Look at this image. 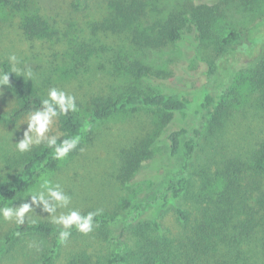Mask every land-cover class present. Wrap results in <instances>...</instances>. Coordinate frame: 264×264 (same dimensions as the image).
<instances>
[{
	"label": "trees",
	"instance_id": "trees-1",
	"mask_svg": "<svg viewBox=\"0 0 264 264\" xmlns=\"http://www.w3.org/2000/svg\"><path fill=\"white\" fill-rule=\"evenodd\" d=\"M20 1L0 0V8L10 5L21 12ZM81 1L75 0L76 4ZM193 1L175 0L153 16L149 0H107V15L98 26L104 33L123 39L134 50L156 51L189 42L190 36L187 38L186 34L193 31L197 42L210 41L217 45L218 57L257 59L264 41L258 42L254 31L264 21V9H259L261 15L248 28L230 30L223 21L225 0L199 4ZM262 2L260 0L259 5ZM263 7L262 4L259 8ZM24 20L21 27L25 34L37 37V33L44 30L39 20L37 25V14L29 12L24 15ZM119 60L126 61L128 73L140 83H157L160 71H153L137 58L119 55ZM206 65L208 75L213 74L215 64L207 61ZM11 71V64L3 60L0 72ZM253 82L257 86L264 85L263 59L253 73ZM156 85L161 88L158 83ZM166 86L162 84L164 91L139 85L119 93L93 94L85 112L80 111L78 104L77 111L57 117L60 133L56 136L57 146L63 140L75 138L78 140L76 148L64 159H56L54 147H49L45 140L21 155L9 167L15 168L14 175L12 173L9 180L0 182V207L14 205L41 176L55 172L62 160L80 154L95 126L118 115L146 111L159 115V124H154V131L148 129L120 149L117 177L121 184L141 186L144 181L158 180L166 167L155 156L156 147L160 145L166 147L170 158L178 157L183 151L184 157L190 160L196 156L199 139L206 127L204 140L212 146L205 154L208 166L200 169L203 178L200 192L203 194L190 196L191 180L184 167L168 179L155 203V208L172 210L181 226L180 234L174 237L164 230L156 211L145 199L133 206V212L137 214L148 209L149 219L134 228L135 242L129 255L134 256L137 264H165L174 253L184 258L186 264H264V140L251 146L248 156L242 151L236 150L234 154L223 151L218 139L227 136V122L232 117L224 94H218L207 85L190 89ZM0 87L11 93L15 102L5 115L0 116V120L9 123L39 109L41 101L47 97L42 89L28 84L17 72L9 73V85ZM186 117L200 118V127L193 128L190 138V130L183 121ZM189 198L195 205L191 210L183 206V199ZM89 212L93 211L83 215ZM115 221L116 218L99 213L94 218V226L106 227ZM60 230L42 220L25 221L24 225L11 224L2 234L0 257L15 251L27 262L29 254L34 253L30 260L32 264H54L62 244L58 240ZM112 256L106 259V264L128 263V254Z\"/></svg>",
	"mask_w": 264,
	"mask_h": 264
},
{
	"label": "rangeland",
	"instance_id": "rangeland-1",
	"mask_svg": "<svg viewBox=\"0 0 264 264\" xmlns=\"http://www.w3.org/2000/svg\"><path fill=\"white\" fill-rule=\"evenodd\" d=\"M208 1L218 2L194 0L193 3ZM106 2L107 0H82L80 4H76L75 0H21L18 3L21 12L12 9L10 5L1 7L0 63L3 60L9 62V55L15 54L18 58L16 72L20 77L46 94L50 88L56 87L75 96L82 113L86 111L93 94L101 95L109 91L119 93L139 85L160 91H164L162 84L178 89L207 85L218 94H224L228 112L232 115L227 122V136L218 139L223 151H232L234 154L237 150L248 156L251 146L264 140V85L257 86L253 82V73L261 59L264 60V44L257 52V59L253 61L240 56L218 57L217 45L210 41L197 42L193 31L186 34L187 38L190 36L189 42L168 45L156 51L134 50L123 39L106 34L99 28L98 23L107 15ZM149 2L150 13L156 16L170 2L175 3V0ZM225 2L223 21L230 30L248 28L258 19L259 9H264L259 8L264 5V2L259 5L260 0ZM29 12L37 14V25L40 21L44 29L37 33V37L25 34L21 27L24 15ZM254 36L258 42L264 41V21L254 31ZM119 55L137 58L153 71H160L157 83L161 88L156 87L157 83L137 81L128 73L126 61L119 60ZM207 61L216 66L213 74L207 73ZM28 72L32 74L30 78ZM14 103L11 93L0 87V116L5 115ZM27 116L13 123L0 120V182L9 180L12 173L14 175L15 168L9 167L26 153L19 152L16 143L23 138L27 129ZM159 121L160 116L155 113L136 111L118 115L95 126L80 154L62 160L55 172L41 176L28 193L12 205L18 207L30 202V194L44 180H49L53 184L59 183L71 197L69 207L58 208L56 215L67 213L70 209L79 210L82 215L99 210L100 214L116 218L112 225L94 226L93 231L87 235L73 227L68 241L61 244L54 264H106L109 256L112 258V255L118 253L128 254L127 264H137L134 256L129 255L135 242L134 228L145 223L149 215L148 209L138 214L133 212V206L145 199L156 211L163 229L174 237L180 234L181 226L172 210L155 208V203L168 179L184 167L191 180L190 196L195 193L203 194L200 192L203 179L200 169L208 166L205 154L212 146L204 140L207 135L206 127L199 139L196 156L190 160L184 157L183 151L172 159L164 145L156 147L155 156L160 158V164L166 166L158 180H151V183L144 181L141 186L128 187L121 184L117 177L120 149L148 129L150 132L154 131V124H159ZM183 121L190 130V138L193 128L200 127V118L192 120L186 117ZM59 134L54 120L46 135L56 137ZM36 146L38 145H34L31 150ZM183 206L189 210L195 207L190 198L183 199ZM33 207L34 211L26 215L25 221L42 220L52 223L51 214L43 211L42 205ZM14 223V220L5 221L1 217L0 247L2 234ZM56 226L60 229L62 227ZM4 254L0 257V264H32L30 260L34 255L29 254L28 261L25 262L15 251ZM165 264H186V261L178 253H174Z\"/></svg>",
	"mask_w": 264,
	"mask_h": 264
},
{
	"label": "clouds",
	"instance_id": "clouds-1",
	"mask_svg": "<svg viewBox=\"0 0 264 264\" xmlns=\"http://www.w3.org/2000/svg\"><path fill=\"white\" fill-rule=\"evenodd\" d=\"M8 60L13 66L12 71L0 72V86L9 85V73L17 71L15 67L18 63L17 56L11 54ZM31 75V72H28L29 78ZM75 111H77L75 96L56 87L50 88L47 97L41 101V107L28 113L27 129L23 138L16 143L17 150L21 153L28 152L34 145H40L46 140L49 147H54L55 158L64 159L70 151L76 148L78 140L66 139L57 146V138L46 134L57 117ZM30 197V202L18 207H0V217L5 221L14 220L16 224L24 225L26 215L34 211L33 206L42 205L43 211L51 214V222L62 226L58 236L60 243L68 241L73 227L85 235L93 231L94 218L99 214V210L82 215L79 210L70 209L67 213L56 215L58 208L67 209L71 204V197L64 192L59 183L53 184L49 180H44L39 188L30 194Z\"/></svg>",
	"mask_w": 264,
	"mask_h": 264
}]
</instances>
